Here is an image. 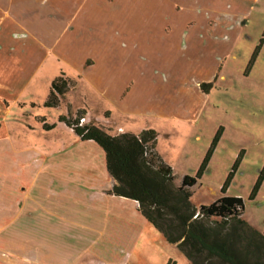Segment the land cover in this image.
Wrapping results in <instances>:
<instances>
[{
  "label": "rangeland",
  "instance_id": "1",
  "mask_svg": "<svg viewBox=\"0 0 264 264\" xmlns=\"http://www.w3.org/2000/svg\"><path fill=\"white\" fill-rule=\"evenodd\" d=\"M12 1L14 5L11 4L12 7L5 11L11 12L16 18L12 19V22L6 20L0 24V36L6 37L5 40L10 41L14 46L2 50L0 62L5 67L21 69L18 72L20 74L29 69L31 71L30 76L21 80L16 88V84H9L8 88L0 90L2 92H0V180L2 181L0 199L6 198L11 201L12 198L22 197L20 182L11 171L12 162L15 163L17 160L13 153L25 157L35 153L53 161L71 155V151L75 150L79 142V137L71 132L65 123L60 122V118L64 115L71 117L69 113L71 108L73 111L80 110L78 112L82 111L78 108H83L92 113L86 118L87 122L92 121L96 124L104 122L103 128L114 136L121 132L139 134L143 130H154L157 133V150L166 156L178 175L176 185H180L185 176H195L214 137L221 129L222 135L206 174L193 189L192 202L199 207L210 205L222 197L221 188L233 165L241 156L240 166L227 196L243 198L245 221L259 231L264 230V181L255 199H249L264 168V0H229L232 1L229 14L234 22L225 21L229 26L233 22L234 25L228 31H234L233 36H230L228 52L224 59L223 74L226 79L223 81L217 79L212 83V88L205 92L206 95H200V92L196 94L197 91L192 85L188 86L186 92L180 90L181 88H167L164 91L149 90L143 97L142 103H154L153 100L157 99L163 106L162 114L151 113V110L122 114L87 78L80 80V86L76 90L74 87L66 94V98L61 99L60 107L51 108L44 105L50 95L54 79L60 76L78 78L80 70L76 65L79 54L96 55L102 47H106L102 41L104 39L106 41L104 35L106 33L102 32V28L98 31L99 34L96 33L102 42L94 39L97 37L93 32L90 34L91 37L81 38L91 32L92 23L96 26V23L100 22L101 25L107 18L124 16V11L125 13L130 11V17L139 23L142 17L149 15L150 12L145 4L146 1L151 0ZM173 7L182 13L180 4L171 3L166 9L167 17ZM204 13L200 16H204ZM215 17H209L211 29L218 26L216 19H213ZM46 21L53 27L59 25L61 34L64 32L67 35L77 36L68 42V49L62 50L60 54L49 41L34 37L27 38V32L22 31V27H26L28 31L30 27H34L33 23L41 24ZM104 23L107 27V21ZM110 26H112L111 22ZM132 26L131 30L125 33L118 28L115 35L117 43L112 45V48L131 46L138 51V54L141 50L151 52L171 49L170 44L166 49L159 48L162 41L161 46L166 45L167 40H163L162 37L159 41H147L144 48L140 47L137 39L141 26ZM18 32L21 38L15 37ZM53 35L56 34L53 32ZM54 38L56 37L53 36ZM59 40L63 39L58 38ZM118 40L124 42L118 45ZM128 40H131L130 43ZM258 46H261L259 55L254 66L247 72L249 62ZM151 58L150 56L147 59ZM92 63L93 59L88 57L86 66ZM35 68L33 74L32 69ZM107 110L113 112V127L106 122L104 113ZM76 112L74 111V114ZM91 117L97 118L98 121H94ZM45 124L55 127L45 129ZM119 128L123 130L120 131ZM33 163L42 164L44 159L37 157ZM54 187L65 196L75 191L70 188L63 191L57 186ZM6 220L11 224V217ZM7 222L0 218V228ZM76 230L71 227L67 234L57 230L52 234V238L63 241L68 239L74 243L77 240L75 235L78 234ZM154 232L162 236L157 231ZM111 234L109 239L107 232L101 233L98 242L100 248L94 244V248L84 251L83 261L80 264H112L120 261L124 264H174L176 261L178 264H186L187 262L185 257L175 256L174 251L172 252L175 249L169 247V243L166 242L165 245L158 236L155 237L148 231L136 235L133 244L130 245L117 237L118 234ZM113 235H116V240H113ZM11 236V233L0 231V243L10 241ZM94 241L93 239L87 242L95 243ZM81 242L86 244L83 240Z\"/></svg>",
  "mask_w": 264,
  "mask_h": 264
},
{
  "label": "crops",
  "instance_id": "2",
  "mask_svg": "<svg viewBox=\"0 0 264 264\" xmlns=\"http://www.w3.org/2000/svg\"><path fill=\"white\" fill-rule=\"evenodd\" d=\"M171 3L180 4L183 14L173 7V10L168 12L170 18L167 17L166 9ZM231 3L232 1L229 0H151L146 1L145 4L151 15L142 17L139 23L130 17V11L129 13L124 11V16L119 15L118 18L105 19L107 27L104 26L105 21L101 25L100 22L96 23V26L92 23L91 26L89 25L91 32L81 38L91 37L92 32L95 35L99 34L98 31L102 28V32L106 33L104 34L106 41L105 39L102 41L108 49L102 47L96 55L79 54L76 66L80 70V75L77 79L71 77L67 79L76 83L74 89L76 90L80 86V80L87 78L122 114L146 110L162 114L163 106L157 99L153 100L154 103H142L145 94L152 89L164 91L167 88H181L180 90L186 92L188 86L192 85L197 91L196 94L200 92V95H206L201 88L202 84L226 79L223 74L224 59L228 52L230 36H233L234 31H228L234 25L229 14L232 9ZM11 4L14 5L12 0H0V24L6 20L12 22L11 20L16 18L11 12L5 11L12 7ZM203 12H205L204 16H200ZM177 14L179 16H176ZM214 16L216 17L213 19H216L218 26L212 30L209 26L211 21L209 17ZM225 20L233 22L229 26ZM33 24L34 27H30L28 31L26 27H22V31L27 32V38L34 37L49 41L58 50V54L68 49V42L72 41L73 37H77L64 32L61 34L59 25L53 27L48 21ZM159 24L166 28H160ZM132 25L141 26L137 39L140 47L144 48L147 41H159L162 37L163 40H167L166 45L161 46L162 41L159 48L166 49L170 44L171 49L151 52L141 50L138 54V51L131 46L112 48V45L117 43L115 35L118 28L125 33L131 30ZM53 32L56 35H53ZM53 36L56 38L53 39ZM15 37L21 38L19 32ZM96 37L95 40L101 41L98 35ZM58 38L63 40L58 41ZM5 39L3 35L0 36V54H3L4 48L14 46ZM128 41L130 43L131 40ZM118 42L120 45L124 41L118 40ZM98 45L100 46V43ZM148 53H151V59H147L150 57ZM88 57L93 59V63L87 67ZM122 58L126 59L121 60ZM0 59L2 60V57ZM35 70L36 68L32 69L33 74ZM20 71L21 69L17 70V67H5L0 62V90L8 88L9 84H16V88L21 80L30 76L31 69L22 71L21 74L18 73ZM78 109L86 113V118L92 115L88 109ZM74 111L71 108L69 113L74 115ZM104 115L106 122L113 127V112L107 110ZM64 117L69 116L64 115ZM93 119L98 121L97 118ZM101 123L104 122H99V125L104 127L105 123ZM70 131L74 133L72 129ZM199 138L198 136L197 139ZM156 151L176 175L174 167L166 156L157 148ZM13 154L16 155L17 160L15 163L12 162L11 171L20 182L22 197L12 198L11 201L6 198L0 199V218L7 222L9 220L6 219L11 217V224L7 222L1 226L0 231L12 234L10 241L0 243V264H80L83 261L84 251L92 248L94 244L100 248L98 242L101 233L107 232L109 239L111 233L118 234L117 237L119 236L129 245L133 244L136 235L145 231L155 237L158 236L154 232L157 230H154L140 212L138 202L109 193L116 182L108 172L105 152L94 141H83L79 138L71 155L57 161L50 158L46 160L35 153L26 157ZM37 157L44 159V163L34 164ZM54 186L63 191L69 188L75 191L65 196L56 191ZM71 227L77 229L78 233L75 235L77 240L74 243L68 239L53 240L52 234L55 231L67 234ZM115 236L113 235V240H116ZM84 239H88L87 241L94 239L95 243H89ZM158 239L167 245L163 235L158 236ZM82 240L86 244L81 242ZM169 247L175 249L172 252L174 251L176 257L179 255L185 257L176 245L170 244ZM112 264H124V262ZM186 264H190L188 260Z\"/></svg>",
  "mask_w": 264,
  "mask_h": 264
},
{
  "label": "trees",
  "instance_id": "3",
  "mask_svg": "<svg viewBox=\"0 0 264 264\" xmlns=\"http://www.w3.org/2000/svg\"><path fill=\"white\" fill-rule=\"evenodd\" d=\"M261 46L249 62L247 72L254 66ZM246 72V73H247ZM75 84L63 76L51 84L45 107L58 108L61 99L72 91ZM204 92L212 83L202 84ZM71 117H61L83 141H94L106 155L109 174L116 184L109 193L134 200L148 223L159 231L166 241L176 245L190 264H264V230L259 231L244 219L245 202L240 197L227 196L241 156L232 167L221 188L222 197L210 205L195 206L192 202L194 187L203 178L220 141V129L195 176H185L176 185L177 176L156 151L157 133L154 130L139 134L112 135L101 125L88 122L81 111ZM55 125H44L52 129ZM264 181V168L257 180L250 200L257 196Z\"/></svg>",
  "mask_w": 264,
  "mask_h": 264
},
{
  "label": "built area",
  "instance_id": "4",
  "mask_svg": "<svg viewBox=\"0 0 264 264\" xmlns=\"http://www.w3.org/2000/svg\"><path fill=\"white\" fill-rule=\"evenodd\" d=\"M86 123H88L86 118H81L80 119V125H84Z\"/></svg>",
  "mask_w": 264,
  "mask_h": 264
}]
</instances>
